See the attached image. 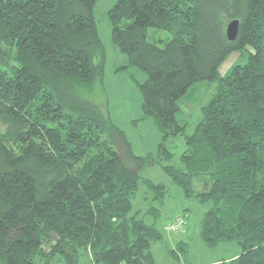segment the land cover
Returning a JSON list of instances; mask_svg holds the SVG:
<instances>
[{
	"label": "trees",
	"instance_id": "obj_1",
	"mask_svg": "<svg viewBox=\"0 0 264 264\" xmlns=\"http://www.w3.org/2000/svg\"><path fill=\"white\" fill-rule=\"evenodd\" d=\"M97 0H0V264H158L153 245L167 194L140 170L173 153L164 171L185 196L209 204L201 236L240 252L208 264H264V0H116L112 39L138 82L144 117L164 132L157 156L137 155L125 132L89 97L105 79ZM240 19L235 40L230 20ZM172 34L164 46L149 29ZM247 62L227 73L233 54ZM217 84L194 131L181 99L197 81ZM105 89V90H104ZM141 184L148 188L135 207ZM145 199V200H144ZM158 204V205H157ZM186 242L169 249L174 257Z\"/></svg>",
	"mask_w": 264,
	"mask_h": 264
},
{
	"label": "rangeland",
	"instance_id": "obj_2",
	"mask_svg": "<svg viewBox=\"0 0 264 264\" xmlns=\"http://www.w3.org/2000/svg\"><path fill=\"white\" fill-rule=\"evenodd\" d=\"M116 0H97L95 17L97 20L100 37L106 48L105 79L103 85L106 95L98 83L97 92L89 97L99 102L104 110H107L113 121L125 132L131 142L133 151L137 155L153 154L157 156L161 141H164V132L156 124L154 117H144L142 109V93L138 82L147 78V73L138 66L122 67L128 64V55L123 53L112 39V25L109 18V9ZM172 34L169 31L150 28L149 39H160L159 44L164 46ZM248 60L247 54L241 57L233 53L222 65V73H227L235 64H244ZM217 84L206 80L197 81L181 99L182 111L178 115L181 123L187 125V133L194 131L197 120L202 116V108L216 92ZM105 90V89H104ZM166 146L173 153L170 161L157 159L153 164H146L141 170L142 177L163 183L167 187V194L162 204L159 228L163 232L164 239L153 245V251L158 264H208L220 261L240 252L235 241H223L216 247H209L201 236V224L205 211L209 204L201 203L195 198L185 196L182 188L164 171L163 165L172 163L178 168L184 169L181 161L185 150V138L183 135H172L165 140ZM148 188L141 184L139 198L134 201L135 207L144 206ZM145 200V199H144ZM148 204L149 201H147ZM158 205V204H157ZM178 216L185 217L183 231L173 232L168 227L175 222ZM184 241V251L172 256L171 248H178V242ZM78 264H93L90 255L84 252ZM53 264H57L54 262Z\"/></svg>",
	"mask_w": 264,
	"mask_h": 264
},
{
	"label": "water",
	"instance_id": "obj_3",
	"mask_svg": "<svg viewBox=\"0 0 264 264\" xmlns=\"http://www.w3.org/2000/svg\"><path fill=\"white\" fill-rule=\"evenodd\" d=\"M240 19L234 18L230 20L227 26V36L230 40H235L238 36L240 29Z\"/></svg>",
	"mask_w": 264,
	"mask_h": 264
},
{
	"label": "built area",
	"instance_id": "obj_4",
	"mask_svg": "<svg viewBox=\"0 0 264 264\" xmlns=\"http://www.w3.org/2000/svg\"><path fill=\"white\" fill-rule=\"evenodd\" d=\"M176 221L173 223L169 224V229L173 232H178V231H183L185 228V217L184 216H178L176 219Z\"/></svg>",
	"mask_w": 264,
	"mask_h": 264
},
{
	"label": "crops",
	"instance_id": "obj_5",
	"mask_svg": "<svg viewBox=\"0 0 264 264\" xmlns=\"http://www.w3.org/2000/svg\"><path fill=\"white\" fill-rule=\"evenodd\" d=\"M236 255H237V254H236ZM236 255H233V256H231V257H228L227 259L233 258V257L236 256ZM214 262H217V261H214ZM214 262H209V263H214Z\"/></svg>",
	"mask_w": 264,
	"mask_h": 264
}]
</instances>
